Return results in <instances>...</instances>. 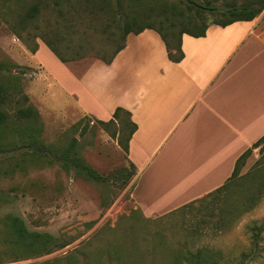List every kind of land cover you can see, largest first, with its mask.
I'll use <instances>...</instances> for the list:
<instances>
[{"label":"rangeland","instance_id":"obj_1","mask_svg":"<svg viewBox=\"0 0 264 264\" xmlns=\"http://www.w3.org/2000/svg\"><path fill=\"white\" fill-rule=\"evenodd\" d=\"M121 1L0 0V106L8 124L40 129V139L54 148L76 138L78 156L103 175L129 164L119 133L111 135L118 127H105L76 110L67 92L66 69L80 76L98 57H110L124 43L126 23L177 35L203 22L228 19L219 10L190 8L185 0ZM198 1L223 9L249 0ZM36 3L41 12L29 28L34 36L27 39L26 30L18 36L12 28L16 13L22 15ZM41 36L69 61L63 62ZM38 40L44 41L45 49L36 57L43 66L33 58ZM26 107L37 115L23 120L20 110ZM122 136L126 141V132ZM6 138L0 143L12 141L19 149L17 135ZM8 155L0 153V188L7 197L0 204V219L17 214L30 230L53 234L56 243L50 253L31 257H10L11 245L2 244L0 264H190L199 248L212 251L210 262L201 264H264V138L250 147L227 187L187 207L148 216L131 198V181L123 186L88 180L59 160L28 164L27 172L7 177L1 173L13 161ZM188 186L177 183L174 190L191 193Z\"/></svg>","mask_w":264,"mask_h":264},{"label":"crops","instance_id":"obj_2","mask_svg":"<svg viewBox=\"0 0 264 264\" xmlns=\"http://www.w3.org/2000/svg\"><path fill=\"white\" fill-rule=\"evenodd\" d=\"M43 42L33 52L41 65ZM182 48L184 59L171 61L161 35L146 28L130 32L111 63L98 59L80 76L66 69L79 113L108 121L121 106L138 124L126 153L137 168L129 187L147 216L224 185L264 136V10L252 20L211 24L205 36L184 33ZM177 183L193 190L177 192Z\"/></svg>","mask_w":264,"mask_h":264},{"label":"trees","instance_id":"obj_3","mask_svg":"<svg viewBox=\"0 0 264 264\" xmlns=\"http://www.w3.org/2000/svg\"><path fill=\"white\" fill-rule=\"evenodd\" d=\"M1 1L6 2L10 0ZM55 1L58 4L61 3L60 0ZM185 1L187 2L188 7L196 8L198 11L203 13L215 12L218 10L227 13V20L214 21V23H212L222 26H226L232 22L239 20H252L264 10V0H249L242 4L231 2L225 5L223 9L202 3L198 0ZM40 2L42 1H39V3ZM39 3L32 5V7L28 8L27 11L24 12V14L22 15L20 11L16 13L18 16L17 22H14V24H12V28L18 36L22 37L21 31L23 30L27 31V39H31L32 36H34L29 28H31L33 21L38 17V14L41 12ZM210 25L211 24L203 22V24L200 25V27L196 30L183 29L179 30L178 34L175 35L173 31L172 33H169L163 28L155 27L152 25H143L141 27L134 28L131 23H126L124 28V43L120 45L110 57L104 58L100 56L98 58L105 61L106 63H111L117 53L125 47L126 36L130 32L139 33L146 28H152L155 29L164 40L169 59L173 62H180L185 57V53L182 48L183 34L189 33L197 37L205 36ZM41 37L63 62L69 61V59L62 56V54L53 46L50 39H46L43 36ZM37 48L38 43L36 42V46L32 49V51L36 52ZM20 113L21 114L19 116L23 117V120L31 119L34 115H37V112H34L32 107L21 108ZM7 119L8 115L6 111L0 106V129L4 127H10L8 129L1 130V134L3 136L0 138V140H6V137H12L17 135V138L20 141V145H18L19 149L17 150L15 149L17 144L12 143V141H7L4 144L0 143V153L2 152L9 154L6 159H13L9 168L1 173L3 176L14 177L16 173L27 172L28 164H34L35 166V164L37 165V163L53 162L55 160L61 161L64 167L66 168L72 167L76 169L77 174L79 176H82L88 180L103 183L112 180L113 182H119L123 184V186H126L137 173V168L135 164L133 162H129L128 165L122 166L118 170L109 173L108 175H103L92 165H90L84 158H82L80 155L78 156L76 138H73L67 145L62 148H54L52 146L46 145L40 139V129L28 126V130L27 128L25 130L24 127H20V125L16 122H13L9 125ZM97 121L105 127L110 126L112 123L117 125L118 129L115 132H112L111 135L113 137H117V134L119 133V144L123 147L125 153H127L129 150V141L138 129V124L131 118V112L126 108L119 106L116 108L113 117L110 120ZM124 132H126V141L123 140L124 136L120 137L121 135H123ZM263 138L264 136L260 138L257 142H255V144L260 142ZM13 151L19 152L18 154H11ZM249 151L250 148L239 157L232 176L224 185L201 198H198L190 203L183 205L182 207H187L189 204L200 199L202 200L209 195L221 191L222 189H224V187H227L231 178L237 174L241 160L244 156H246ZM6 200L7 197L6 195H4L3 191L0 188V204H5ZM228 210L229 209L227 208L224 209L225 212ZM55 240V236L50 232L30 230L25 220L21 216L10 213L4 219H0V262L2 261V244L11 245V254H9L10 257H31L50 253L52 246L56 243ZM211 254V250L199 248L195 253L191 255V259L188 261V263L201 264V262H210L208 255L211 256Z\"/></svg>","mask_w":264,"mask_h":264}]
</instances>
